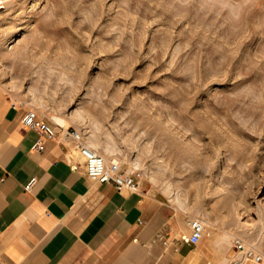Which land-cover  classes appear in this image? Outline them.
<instances>
[{
    "label": "rangeland",
    "instance_id": "obj_1",
    "mask_svg": "<svg viewBox=\"0 0 264 264\" xmlns=\"http://www.w3.org/2000/svg\"><path fill=\"white\" fill-rule=\"evenodd\" d=\"M0 96L264 251V0H0Z\"/></svg>",
    "mask_w": 264,
    "mask_h": 264
},
{
    "label": "crops",
    "instance_id": "obj_2",
    "mask_svg": "<svg viewBox=\"0 0 264 264\" xmlns=\"http://www.w3.org/2000/svg\"><path fill=\"white\" fill-rule=\"evenodd\" d=\"M26 110L0 96V258L22 264H231L240 258L232 236L208 233L187 243L165 202L142 190L120 192L73 168L72 140L59 137L34 149L40 134L23 126Z\"/></svg>",
    "mask_w": 264,
    "mask_h": 264
},
{
    "label": "built area",
    "instance_id": "obj_3",
    "mask_svg": "<svg viewBox=\"0 0 264 264\" xmlns=\"http://www.w3.org/2000/svg\"><path fill=\"white\" fill-rule=\"evenodd\" d=\"M22 123L25 128L35 129L40 134L39 139L33 145L34 149L43 150L47 140L59 137L70 139L73 141L75 151L67 153V158L72 160L73 168H81L82 172L95 182L114 184L120 192L141 191L142 173L138 170H127L119 161L108 160L102 153L90 146L82 130L70 125L66 126L56 120L52 122L32 107L26 110ZM73 153L77 154L71 156ZM35 183L36 178H33L25 185V189L31 190ZM189 225L190 234H183L180 239L187 243H197L206 234V222L202 218L193 217L190 219ZM232 243L235 249L241 252V256L231 264L248 260L255 264H264V251L256 245L250 244L238 236L232 237ZM0 264L22 263L0 258Z\"/></svg>",
    "mask_w": 264,
    "mask_h": 264
},
{
    "label": "bare ground",
    "instance_id": "obj_4",
    "mask_svg": "<svg viewBox=\"0 0 264 264\" xmlns=\"http://www.w3.org/2000/svg\"><path fill=\"white\" fill-rule=\"evenodd\" d=\"M12 42H15V40H12ZM59 119V118H58ZM59 122H63V120L62 119H59ZM92 146V145H91ZM93 147V146H92ZM75 151V150H74ZM77 153H73L71 156H75Z\"/></svg>",
    "mask_w": 264,
    "mask_h": 264
}]
</instances>
